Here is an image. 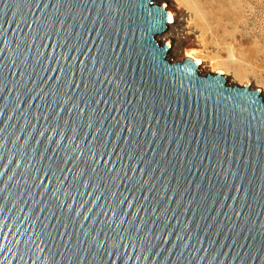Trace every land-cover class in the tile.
<instances>
[{
	"label": "water",
	"instance_id": "obj_1",
	"mask_svg": "<svg viewBox=\"0 0 264 264\" xmlns=\"http://www.w3.org/2000/svg\"><path fill=\"white\" fill-rule=\"evenodd\" d=\"M155 2L0 0V264H264L262 92Z\"/></svg>",
	"mask_w": 264,
	"mask_h": 264
},
{
	"label": "rangeland",
	"instance_id": "obj_2",
	"mask_svg": "<svg viewBox=\"0 0 264 264\" xmlns=\"http://www.w3.org/2000/svg\"><path fill=\"white\" fill-rule=\"evenodd\" d=\"M174 13L168 60L198 58L203 76L223 72L229 86L260 90L264 98V0H158ZM222 74V73H221ZM248 83V84H247Z\"/></svg>",
	"mask_w": 264,
	"mask_h": 264
},
{
	"label": "bare ground",
	"instance_id": "obj_3",
	"mask_svg": "<svg viewBox=\"0 0 264 264\" xmlns=\"http://www.w3.org/2000/svg\"><path fill=\"white\" fill-rule=\"evenodd\" d=\"M156 1H158V0H156ZM209 1V0H208ZM168 13H169V17H168V19H169V23L171 24V23H173V21H174V13L173 12H171V11H168ZM167 44H169V42L167 43ZM170 45V44H169ZM187 58H192V59H194L199 65H200V63H201V61L198 59V58H195L194 56H192V55H187L186 56ZM219 73V72H218ZM220 73H222L223 74V72H220ZM248 84V83H247Z\"/></svg>",
	"mask_w": 264,
	"mask_h": 264
}]
</instances>
